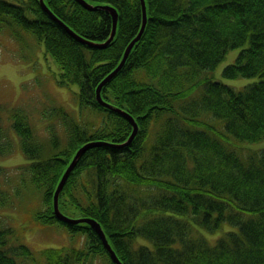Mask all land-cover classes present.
<instances>
[{
	"label": "trees",
	"instance_id": "trees-1",
	"mask_svg": "<svg viewBox=\"0 0 264 264\" xmlns=\"http://www.w3.org/2000/svg\"><path fill=\"white\" fill-rule=\"evenodd\" d=\"M44 1L96 45L113 31L108 10H88L77 0ZM86 1L118 11L116 36L105 49L76 39L39 0H0V32L19 43L32 34L38 51L59 67L58 85L79 86L78 110L55 108L61 124L48 125L47 136L22 113L9 112L28 161L15 170L25 194L38 192L43 198L35 221L66 228L69 235L61 231L60 246L34 250L19 242L11 217L0 213V264H115L90 225L67 224L54 214L58 184L88 142L104 145L79 161L59 208L73 219L99 222L123 264H264V148L252 146L264 141V0H146L142 37L102 89L107 103L128 111L139 124L137 137L126 147L105 145L125 142L132 126L116 108L102 107L96 95L139 34L142 3ZM22 45L31 48L28 42ZM237 47L243 48L224 76L257 78L241 90L208 75ZM84 108L101 112V122L82 123L75 114L80 117ZM14 141L0 119V157L15 152ZM3 178L8 186L10 171L2 167L1 208L12 202ZM224 225L230 229L214 244L202 234Z\"/></svg>",
	"mask_w": 264,
	"mask_h": 264
},
{
	"label": "rangeland",
	"instance_id": "rangeland-1",
	"mask_svg": "<svg viewBox=\"0 0 264 264\" xmlns=\"http://www.w3.org/2000/svg\"><path fill=\"white\" fill-rule=\"evenodd\" d=\"M27 42L28 45L31 44L30 49L22 45ZM25 43H19L8 33L0 32V119L2 126L9 129L15 137V152L9 157H0V168L3 167L10 171L8 186L5 185V178L2 179V186L12 193L9 196V201H12L10 206L0 207V213L13 219L8 218V222L16 230L19 242L22 241L34 250H38L48 246H60L63 242L60 238L63 234L69 235V232L66 228L40 226L36 223L35 211L43 209V198L38 192H35L34 195H26L22 178L15 170L28 161L21 150L19 137L15 133L17 120L15 121L9 112L13 110L18 115L22 113L23 119L27 120L38 134L47 136L48 125L57 126L61 124V119L56 111H53L55 108L61 106L70 113L78 109L79 86L78 84L66 87L58 85L55 74H58L59 67L44 53V50L38 51L32 34H27ZM242 48L230 49L217 68L208 72V75L237 90L256 82L257 78L229 79L223 74L227 66L236 62ZM120 109L123 110V108ZM100 115L102 113L94 108H84L80 117L75 114L82 123L89 125L99 124L101 122ZM57 137L60 144H64L59 128L57 129ZM252 146L264 148V141ZM59 150L61 149L59 148ZM19 190L21 194L17 196L15 192ZM23 194L25 195L23 196ZM1 199L2 196L0 195V201ZM72 212L73 209H67V213ZM229 229V226L224 225L222 229L216 232L205 229L201 231L208 242L214 244ZM231 230L234 228L231 227ZM58 239L61 241L60 244H58Z\"/></svg>",
	"mask_w": 264,
	"mask_h": 264
},
{
	"label": "water",
	"instance_id": "water-1",
	"mask_svg": "<svg viewBox=\"0 0 264 264\" xmlns=\"http://www.w3.org/2000/svg\"><path fill=\"white\" fill-rule=\"evenodd\" d=\"M84 8L88 9V10H97V9H103V10H108L109 12L112 13L113 16V31L110 35V37L108 38V40L104 43H101L99 45H96L90 41H87L86 39L82 38L80 35H78L77 33H75L73 30H71L68 26H66V24H64L54 13L53 11L48 7V5L45 3L44 0H39L41 7L43 8V10L49 15L51 16L54 20L58 21L59 23H61L63 26H66L65 28L78 40H80L83 44H88L94 47H98L100 49H105L109 46V44L113 41V39L116 36V31H117V23H118V11L116 8L110 6H99V5H92L90 3H88L86 0H77ZM142 3V11H143V23H142V28L139 32V34L129 43V45L127 46L125 52H124V56L120 62V64L117 66V68L110 73L106 78H104L102 80V82L99 84L98 88H97V101L98 103L105 108H116L115 106L107 103L103 97H102V89L111 82V80L113 78H115L117 76V74L120 72V70L124 67L132 49L134 48L135 44L141 39L142 34L146 28V24L148 22V15H147V5H146V0H141ZM117 112H119L120 115L124 116L131 124H132V128L133 131L130 135V137L123 143L121 144H105V145H109L112 147H126V146H130L131 143L133 142V140L136 138L138 131H139V125L137 123V121L135 120V118L133 116H131L128 112L121 110L120 108H116ZM104 145L103 143L100 142H88L86 144H84L83 146H81L78 151L76 152V154L74 155L72 161L70 162L68 168L66 169L60 183L58 184V187L55 191L54 194V214L56 216V218L59 221L65 222L67 224H80V223H86L88 225H90L96 232L97 234L100 236L101 240L104 243L105 248L107 249V251L109 252L111 259L113 260V262L115 264H123L122 261L119 259L118 255L116 254L115 250L112 248L111 244L109 243L106 233L103 231L101 225L99 222H97L96 220L92 219V218H78V219H73L69 216H67L66 214H64L60 208H59V197L61 192L63 191L71 173L74 171V169L77 167L79 161L82 159V157L86 154V152L88 150H90L93 147L96 146H102Z\"/></svg>",
	"mask_w": 264,
	"mask_h": 264
},
{
	"label": "bare ground",
	"instance_id": "bare-ground-1",
	"mask_svg": "<svg viewBox=\"0 0 264 264\" xmlns=\"http://www.w3.org/2000/svg\"><path fill=\"white\" fill-rule=\"evenodd\" d=\"M253 83H255V82H253ZM253 83H252V84H253Z\"/></svg>",
	"mask_w": 264,
	"mask_h": 264
}]
</instances>
